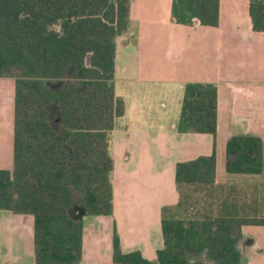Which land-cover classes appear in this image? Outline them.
I'll return each instance as SVG.
<instances>
[{"label":"trees","instance_id":"1","mask_svg":"<svg viewBox=\"0 0 264 264\" xmlns=\"http://www.w3.org/2000/svg\"><path fill=\"white\" fill-rule=\"evenodd\" d=\"M129 0H0V78L14 81L12 167L0 170V210L33 218L36 264H78L79 212L112 215L110 134L124 115L114 91L115 40L128 29ZM251 29L264 33V0H249ZM176 24L216 27L219 0H172ZM216 87H183L176 131L216 135ZM263 144L250 135L225 146L228 174H260ZM175 183H214L215 153L176 164ZM264 219H162L152 261L121 253L114 264H239L240 228Z\"/></svg>","mask_w":264,"mask_h":264},{"label":"crops","instance_id":"2","mask_svg":"<svg viewBox=\"0 0 264 264\" xmlns=\"http://www.w3.org/2000/svg\"><path fill=\"white\" fill-rule=\"evenodd\" d=\"M171 3L129 0L128 29L115 40L114 91L125 110L114 122L108 148L112 163L113 157L121 160L118 168L112 164L110 176L112 216L99 217L100 229L95 221L83 231L78 264H114V233L122 251L154 260L163 246L164 212L184 203L195 216L200 212L199 219L264 215V168L257 175L228 174L217 157L231 137L250 135L261 139L264 163V82H247L250 75L236 70L264 48V33L251 29L249 0H219L216 27L196 20L176 24ZM191 83L216 87L215 139L176 131L183 87ZM13 98L14 81L0 79V170L12 167ZM213 151L212 185H176V164ZM98 229H104L106 254ZM236 249L239 264H264V226H242ZM0 264H36L31 216L0 210Z\"/></svg>","mask_w":264,"mask_h":264},{"label":"rangeland","instance_id":"3","mask_svg":"<svg viewBox=\"0 0 264 264\" xmlns=\"http://www.w3.org/2000/svg\"><path fill=\"white\" fill-rule=\"evenodd\" d=\"M160 12L163 14L164 9H162ZM253 58L254 59L249 60V62L247 63L246 66H240V65L237 66L236 70L239 73L241 72L242 76L250 75V77L245 79V81H247V82L258 83V84L263 83L264 82V48L257 49V56L255 55ZM245 69H246V72L244 71ZM4 79L10 80V81L12 80L11 78H4ZM3 84L6 86V87L4 86L5 88H7V89L9 88V85L6 84V82ZM144 108L146 109L145 105H144ZM209 138H210V136H209ZM217 157H218V165H224L225 164L224 147H222V149L220 151H218ZM120 162H121L120 157H119V159L113 157V163H114V165H117V168L119 167V165H121ZM110 176H111V174H110ZM199 213L197 216L201 215ZM197 216H195V213H193L192 211H188L185 208V203H184L182 206H180L178 208H175V209L173 208V209H169V210L167 209V211L164 212V217H162V219L181 220L184 224H187L191 220L199 219V217H197ZM105 217H109V216H105ZM259 219H264V215L260 216ZM95 221L98 224L99 229H100L101 223H100L99 217H94V216H89V215H85L84 217H82L83 231L89 230V226H92V224H94ZM151 221L152 220L149 219V222H151ZM90 230L93 231V229H90ZM103 230H99V232H101L100 239L102 240L100 249H101V252L103 254H106V250L104 249L105 245H104V231ZM114 235H116V237L118 238L116 233H114ZM119 249H120V244H119ZM120 251L123 254L136 252V251L124 252L121 249H120Z\"/></svg>","mask_w":264,"mask_h":264},{"label":"water","instance_id":"4","mask_svg":"<svg viewBox=\"0 0 264 264\" xmlns=\"http://www.w3.org/2000/svg\"><path fill=\"white\" fill-rule=\"evenodd\" d=\"M196 21H197V20H196ZM197 22H198V21H197ZM79 215H80L81 217H84L86 214H85L84 211L81 210V211L79 212Z\"/></svg>","mask_w":264,"mask_h":264}]
</instances>
